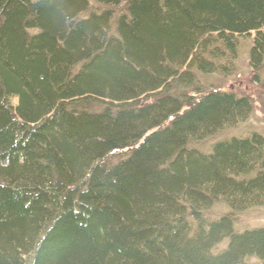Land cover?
<instances>
[{"label": "trees", "instance_id": "trees-1", "mask_svg": "<svg viewBox=\"0 0 264 264\" xmlns=\"http://www.w3.org/2000/svg\"><path fill=\"white\" fill-rule=\"evenodd\" d=\"M252 34L260 67L264 0H0V264H264V137L202 150Z\"/></svg>", "mask_w": 264, "mask_h": 264}, {"label": "rangeland", "instance_id": "rangeland-1", "mask_svg": "<svg viewBox=\"0 0 264 264\" xmlns=\"http://www.w3.org/2000/svg\"><path fill=\"white\" fill-rule=\"evenodd\" d=\"M254 45V35L241 37L236 46L234 63L230 68L224 66L220 74L207 75L205 78L206 87H214L216 90L231 91L239 98H248L252 104V113L248 121L240 124L234 129L225 130L213 137L202 145V150L209 152V145L215 141L230 140L232 138H250L259 134L264 137V60L258 66H251L250 53ZM220 53L230 60L228 53L219 49ZM207 55V54H206ZM220 55V54H219ZM200 76H204L198 74ZM204 80V78H202ZM91 108H101L99 104H91ZM87 107L90 106H86ZM89 110V109H88ZM116 159V158H114ZM120 160L121 157H118ZM118 161L117 159L114 163ZM213 214L216 212L226 213L224 205L220 203ZM211 211V212H212ZM237 227L241 233L264 228V206L253 207L250 210L238 214L236 219ZM236 227V228H237ZM252 260L251 262H253Z\"/></svg>", "mask_w": 264, "mask_h": 264}]
</instances>
